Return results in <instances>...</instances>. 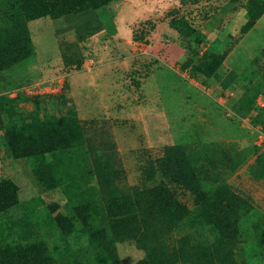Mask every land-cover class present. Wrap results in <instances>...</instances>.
<instances>
[{"label":"rangeland","instance_id":"rangeland-1","mask_svg":"<svg viewBox=\"0 0 264 264\" xmlns=\"http://www.w3.org/2000/svg\"><path fill=\"white\" fill-rule=\"evenodd\" d=\"M177 9L192 12L204 36L201 51H220L245 23L243 9L229 0H186L184 5L180 0H120L97 11L37 19L28 24L34 54L28 62L31 80L21 90L26 96H39L48 113L58 114L60 96H65L67 107H74L93 168L84 181L99 198L128 193L150 164L155 170L150 184L163 182L156 160L178 142L220 143L241 152L245 164L229 184L250 201L253 211L241 222L232 264H264L251 242L252 224L264 219V181H253L248 173L254 151L264 149V128L252 125L254 113L239 119L231 109L248 86L247 79L264 81L254 63L264 47V15L235 44L222 64L220 79L208 80L181 69L183 48L168 26L169 15ZM230 72L235 79L220 88ZM263 101L261 96L256 99L258 106ZM20 108L26 112L31 105ZM62 113L70 114L67 108ZM1 179H11L19 188V204L5 215L10 233L21 232L20 224L32 210L34 222H42L51 205H58L55 213L71 214L62 191H43L29 162L13 161L0 135ZM170 189L192 209L190 194L176 186ZM73 240L79 244L72 249L79 245L83 256L91 253L84 233ZM117 248L120 264L143 259L132 242Z\"/></svg>","mask_w":264,"mask_h":264},{"label":"trees","instance_id":"trees-1","mask_svg":"<svg viewBox=\"0 0 264 264\" xmlns=\"http://www.w3.org/2000/svg\"><path fill=\"white\" fill-rule=\"evenodd\" d=\"M120 0H0V135L13 161H28L31 175L43 191L59 189L71 214L48 207L42 222H34L33 210L25 215L21 232L7 230L5 215L19 204V188L11 179L0 180V264H120L117 246L132 242L142 252L138 264H232L233 249L241 236L240 225L253 205L236 191L229 180L244 162L241 152L220 143L167 146L156 160L163 182L152 185L155 170L150 164L139 184L128 193L98 197L85 182L93 168L85 136L73 106L60 96L58 114L41 108L39 96H26L22 87L30 82L28 62L34 46L28 29L31 21L56 20L97 11ZM185 4L186 0H180ZM243 9L245 23L239 35L220 51L201 48L204 36L191 18L179 9L169 15V28L183 48L182 70L192 76L219 80L220 69L243 35L264 15V0H229ZM134 41L139 37L134 33ZM256 70L264 75V47L255 57ZM230 72L221 81L225 89L235 79ZM248 86L231 109L245 119L254 113L252 125L264 128V81ZM15 93V96L10 95ZM30 103L29 111L21 105ZM69 110L64 115L63 110ZM248 173L264 181V149L254 151ZM193 197L188 208L170 187ZM32 219V220H31ZM31 220L33 223H28ZM10 230V229H9ZM11 231V230H10ZM84 233L91 253L82 255L74 236ZM251 242L264 259V219L252 224ZM82 244V243H81Z\"/></svg>","mask_w":264,"mask_h":264}]
</instances>
